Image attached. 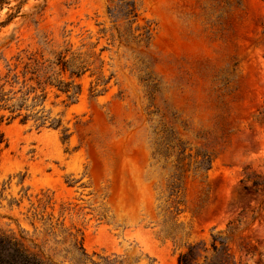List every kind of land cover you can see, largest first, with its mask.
<instances>
[{"label": "rangeland", "instance_id": "374dc122", "mask_svg": "<svg viewBox=\"0 0 264 264\" xmlns=\"http://www.w3.org/2000/svg\"><path fill=\"white\" fill-rule=\"evenodd\" d=\"M41 4L0 30V73L61 55L81 93L47 90L65 144L1 124L0 232L54 264H178L190 245L202 264L213 238L234 264H264V197L240 183L264 174V2L47 0L26 17Z\"/></svg>", "mask_w": 264, "mask_h": 264}, {"label": "trees", "instance_id": "16d2710c", "mask_svg": "<svg viewBox=\"0 0 264 264\" xmlns=\"http://www.w3.org/2000/svg\"><path fill=\"white\" fill-rule=\"evenodd\" d=\"M30 0H0V12L4 9L13 11L9 13L5 21L0 22V30L6 27L14 18H16L28 4ZM36 1V0H35ZM264 2V0H262ZM47 0H42L41 5L34 7V12L26 17L33 19L40 16L46 8ZM12 3L15 5L12 6ZM264 32V25L262 27ZM16 64L13 66L6 62L5 72L0 73V113H7L8 116H0V126L3 122L6 124L19 121L25 125L29 121L35 123L37 130L39 129H61V121L54 120L49 115H44L43 105L47 99V90L55 89L61 95L66 96L69 105H73L75 99L81 93L79 85H73V82L66 83L60 79L61 74L68 73L69 79L80 78V72L70 70L68 62L64 61V57L58 55L55 62H38L33 57L28 58L27 63H23L20 56L15 58ZM21 66V70L19 67ZM59 68V73H54L53 69ZM40 107L41 109L36 111ZM66 129H61V142L67 143L69 135ZM6 147L4 134L0 129V152ZM200 157L197 170L208 172L211 168V160L206 155H197ZM184 159L179 160L180 163ZM243 190L255 195L264 197V174H257L246 167L243 170V177L240 181ZM179 203H177L178 205ZM176 215L180 211L175 208ZM35 247V246H34ZM197 245H190L186 253L180 254L177 259L178 264H198L201 255L198 254L200 249ZM74 249L80 257L86 258L81 243L74 244ZM206 253V249L202 250ZM0 264H54L49 258H44L40 253L32 251L27 247L23 238H16L12 234L0 232ZM202 264H234L228 249L220 241L213 238L211 245V256L207 254L202 257Z\"/></svg>", "mask_w": 264, "mask_h": 264}]
</instances>
